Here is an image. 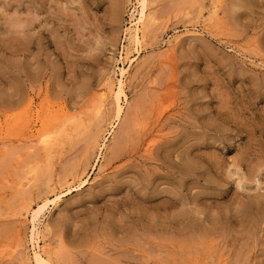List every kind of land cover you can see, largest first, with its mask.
<instances>
[{"label":"rangeland","instance_id":"1","mask_svg":"<svg viewBox=\"0 0 264 264\" xmlns=\"http://www.w3.org/2000/svg\"><path fill=\"white\" fill-rule=\"evenodd\" d=\"M218 1L135 46L136 0H0V264H264V0Z\"/></svg>","mask_w":264,"mask_h":264},{"label":"bare ground","instance_id":"2","mask_svg":"<svg viewBox=\"0 0 264 264\" xmlns=\"http://www.w3.org/2000/svg\"><path fill=\"white\" fill-rule=\"evenodd\" d=\"M148 1L149 0H136V6L134 7V9L132 10V11H135V21L133 22V23H131V26H133L129 31H130V33H129V36H128V40L130 41V43H132L133 45H135V46H138V45H140V42H141V30H142V28L145 26L146 27V25L147 24H149L150 22H152V21H154L155 20V15L153 16L152 14H150L149 12H147V8H149L148 7ZM221 1V0H220ZM220 1H218L219 3H220ZM238 2V1H237ZM155 4V3H154ZM215 5V4H214ZM236 5V4H235ZM150 6H152V5H150ZM218 6V5H217ZM152 8V7H151ZM211 8V7H210ZM237 9V8H236ZM215 11H216V9H215ZM134 13V12H133ZM209 13V12H208ZM216 15V14H215ZM131 16V15H130ZM133 16V15H132ZM216 17V16H215ZM157 18V17H156ZM132 19V18H131ZM215 19V18H214ZM213 19V20H214ZM157 20V19H156ZM212 20V19H211ZM148 26H150V25H148ZM128 27V26H127ZM153 27V26H152ZM128 29V28H127ZM144 30V29H143ZM151 30V29H150ZM126 31H128V30H126ZM128 31V32H129ZM144 32H145V30H144ZM143 32V33H144ZM146 32H147V30H146ZM150 33H152V32H150ZM147 36V35H146ZM148 36H150V35H148ZM144 37H145V35H144ZM144 39V38H143ZM145 40V39H144ZM170 41V40H169ZM148 42V41H147ZM168 44V43H167ZM144 45V44H143ZM127 47V46H126ZM128 47H129V45H128ZM141 47V46H140ZM144 47V46H143ZM139 48V47H138ZM127 49V48H126ZM145 49V48H144ZM129 50V49H128ZM127 52H129V51H127ZM136 52H138V50H136ZM124 54V53H123ZM140 54V53H139ZM126 55V54H125ZM128 55V54H127ZM136 55V54H135ZM139 56V55H138ZM138 58V57H137ZM136 58V59H137ZM132 61H134L133 59H132ZM126 64V63H125ZM127 67H129V65H127ZM120 68V67H119ZM118 68V69H119ZM120 70V78L118 79V82H117V86H116V90L115 91H113V88H112V86H110L109 88H110V91H112L114 94H113V99L112 100H114V107H115V110H114V117H115V120H118V119H120V116H121V112H122V105H121V100H122V98H123V100L125 101V98H126V95H125V92H124V88H123V78H124V74L126 73V69H123V67L122 68H120L119 69ZM110 80V79H109ZM108 81V80H107ZM112 82V81H111ZM108 83V82H107ZM110 83V82H109ZM113 83H115V82H113ZM106 87V86H105ZM108 88V87H107ZM106 91V90H105ZM107 92H109V90L107 91ZM112 94V93H111ZM109 96V95H108ZM109 98H110V96H109ZM108 98V99H109ZM111 99V98H110ZM126 102V101H125ZM110 103V102H109ZM113 103V102H112ZM106 105V104H105ZM110 105V104H109ZM112 105V104H111ZM124 106V105H123ZM113 107V106H112ZM113 107V108H114ZM110 108V107H109ZM98 109H100V108H98ZM104 112V111H103ZM110 113L111 112H109V115H110ZM105 114V113H104ZM102 115V114H101ZM103 117V116H102ZM101 117V118H102ZM106 117V116H105ZM108 118H109V116H108ZM106 119V118H105ZM128 119V118H127ZM107 120V119H106ZM113 120V119H112ZM129 120V119H128ZM103 121H104V119H103ZM102 121V122H103ZM138 121V120H137ZM106 122V121H105ZM75 124V123H74ZM106 124H107V122H106ZM127 125V124H126ZM102 126V125H101ZM131 126V125H130ZM84 127V126H83ZM82 127V128H83ZM104 127H105V125H104ZM111 127V126H110ZM98 128H100V127H98ZM109 129V128H108ZM126 129H128L127 128V126H126ZM75 130V129H74ZM106 130V129H105ZM83 131H84V129H83ZM102 131V130H101ZM80 132V131H79ZM125 132V131H124ZM102 134V133H101ZM51 135V134H50ZM50 135H48L47 137L46 136H44L43 137V135H41L42 137H40V138H42L41 139V143L43 142V144H44V146H48L49 144H50V141H52L51 140V137H50ZM75 135H77V134H75ZM166 135V134H165ZM63 136V135H62ZM53 137V136H52ZM39 138V139H40ZM59 138V137H58ZM102 138V137H101ZM158 138V137H157ZM36 139V138H35ZM53 139V138H52ZM37 140H38V138H37ZM70 140V139H69ZM55 141V140H54ZM71 141V140H70ZM148 141V140H147ZM40 141H38V143H39ZM69 143V142H68ZM104 144V143H103ZM43 145H42V147H44ZM50 147V146H49ZM115 147V146H114ZM150 147V146H149ZM48 148V147H47ZM110 153H111V151H110ZM48 155V154H47ZM45 157V156H44ZM44 166V165H43ZM50 167V166H49ZM34 168V167H33ZM32 171H33V173H34V170L33 169H31ZM37 170V169H36ZM31 171V172H32ZM42 172V171H41ZM37 173V172H36ZM43 173V172H42ZM39 174H41V173H39ZM40 177V175L37 177L38 179H40L41 177H43L42 176V174H41V177ZM35 178H36V176H35ZM35 178L34 179H32V180H35ZM37 180V179H36ZM44 181V180H43ZM34 182V181H33ZM39 182V181H38ZM36 183V182H35ZM40 183V182H39ZM42 186V185H41ZM49 186V185H48ZM44 189V188H43ZM44 191H46V190H44ZM47 203L48 202H46V201H43L40 205H37V207H36V209H34L33 211H32V222H33V230H34V228H35V222H37L38 221V219H39V216H40V214L42 213V211L45 209V206L47 205ZM44 214V213H43ZM38 225V224H37ZM35 232V231H34ZM133 237H134V235H133ZM43 239V238H42ZM37 246V245H36ZM36 249H37V247H36ZM51 251V250H50ZM62 251V250H61ZM57 252V251H56ZM68 254V253H67ZM125 254V253H124ZM52 256V255H51ZM70 256V255H69ZM126 256V255H125ZM106 257V256H105ZM127 257V256H126ZM110 258V257H109ZM51 259V258H50ZM49 259V256L47 255V254H42L41 252H39V250H35L34 249V251H33V260H34V262H35V264H52L51 263V260ZM124 259V258H123ZM57 260V259H56ZM110 260H111V258H110ZM29 261V260H28ZM27 261V262H28ZM62 261V260H61ZM112 261V260H111ZM20 262H21V260H20ZM53 263H54V261H53ZM120 263V262H119ZM22 264H24V263H22ZM104 264H106L105 262H104Z\"/></svg>","mask_w":264,"mask_h":264}]
</instances>
